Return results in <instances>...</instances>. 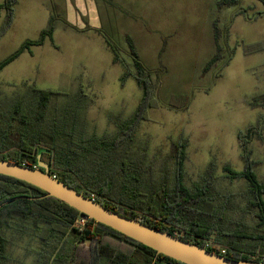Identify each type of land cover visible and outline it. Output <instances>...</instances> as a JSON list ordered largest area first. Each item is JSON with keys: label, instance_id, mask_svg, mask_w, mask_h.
I'll return each mask as SVG.
<instances>
[{"label": "rangeland", "instance_id": "rangeland-1", "mask_svg": "<svg viewBox=\"0 0 264 264\" xmlns=\"http://www.w3.org/2000/svg\"><path fill=\"white\" fill-rule=\"evenodd\" d=\"M44 1L18 0L15 4L13 20L0 35V61L24 40L38 37L47 23V11L41 6ZM115 1L127 9V14L101 2L95 4L101 29L127 63L126 68L112 62L110 50L96 36L56 30L52 40L59 50L47 40L0 70V107L7 110L11 102L27 99L33 85L51 89L56 93L46 109L48 121L65 124L74 142H86L92 134H114L132 117L142 97L132 74L121 80L125 70L134 71L123 37L128 33L155 81L151 101L134 128L129 148L131 154L143 160L146 182L154 187L163 181L168 186L173 184L172 142L182 138L186 141L185 186L192 188L200 183L212 163L216 200L220 198L217 202L224 203V196L230 198L225 226L233 228L243 222L246 232H254L257 219L252 212H243L248 182L244 178L228 180L223 166L242 170L238 133L264 114V5L260 0H240L218 9V0ZM5 18L1 9L0 30ZM214 20L221 31L224 58L201 74L214 52ZM247 148L255 160L253 169L264 183V127L260 136L250 139ZM40 160L46 161L47 157L40 155ZM4 233L8 259L0 264H40L42 260L64 264L53 261L52 256L57 245L66 248L70 239L43 243L31 230L19 235L5 228Z\"/></svg>", "mask_w": 264, "mask_h": 264}, {"label": "trees", "instance_id": "trees-1", "mask_svg": "<svg viewBox=\"0 0 264 264\" xmlns=\"http://www.w3.org/2000/svg\"><path fill=\"white\" fill-rule=\"evenodd\" d=\"M17 1L3 0L0 3V10L6 13L0 35L11 24ZM239 1L218 0L216 7H228ZM260 1L264 5V0ZM55 23L51 15L37 38L24 40L0 61V70L22 52L30 51L32 46L41 45L46 39L52 40ZM212 32L214 52L202 66L201 74L224 58L219 42L221 31L216 20L212 22ZM125 42L134 71L125 70L121 80L132 74L142 89L137 108L125 125L121 124L112 135L92 134L86 142H74L65 124L59 126V123L48 121L46 109L56 92L33 85L27 99L11 102L7 110L0 107V159L36 167L37 155L46 156L44 162L48 164L49 174L106 208L227 258L264 263V183L253 169L255 160L247 148L251 138L260 136L264 114L244 132L238 133L244 162L242 170H235L228 164L223 166L224 177L228 180L244 178L248 182L243 193L246 200L243 212H252L257 219V225L253 227L255 231L248 233L243 222L236 223L233 228L225 226L230 198L224 196V203L217 202L220 198L216 200L218 193L212 163L206 167L200 183L192 188L185 186L184 139L172 142L175 158L173 184L168 186L163 181L154 187L146 182L144 162L131 154L129 148L134 128L144 116L146 104L151 101L155 81L129 35H125ZM106 43L112 52V61L126 68L127 63L119 57L116 47L108 39ZM164 47L165 41L160 53ZM228 59L222 64L225 65ZM13 197L18 198L0 206V262L8 259L4 229L11 228L19 235L31 230L43 243L50 240L62 243L70 239L66 248L57 245L52 256L53 261L64 264H151L152 261L154 264H184L94 219L87 218L83 225H77L82 214L75 208L30 183L0 174V203ZM39 263L47 262L42 260Z\"/></svg>", "mask_w": 264, "mask_h": 264}, {"label": "water", "instance_id": "water-1", "mask_svg": "<svg viewBox=\"0 0 264 264\" xmlns=\"http://www.w3.org/2000/svg\"><path fill=\"white\" fill-rule=\"evenodd\" d=\"M0 174L30 183L47 195L78 210L83 216L103 223L120 233L154 249L157 253L183 262L184 264H264L251 260H235L187 242L167 231L151 227L137 219L129 218L104 207L93 198L84 196L73 187L58 180L48 171V164L37 155V166L30 167L5 159H0ZM13 197L0 206L17 199ZM151 264H154L152 261Z\"/></svg>", "mask_w": 264, "mask_h": 264}, {"label": "crops", "instance_id": "crops-1", "mask_svg": "<svg viewBox=\"0 0 264 264\" xmlns=\"http://www.w3.org/2000/svg\"><path fill=\"white\" fill-rule=\"evenodd\" d=\"M95 1L101 2L107 8H111L113 10H117L119 12L127 14V9L121 6L115 0H45L44 2H42L41 6L44 7V9L47 11V22L51 15L56 21L55 28L52 33V38L56 30L72 33L74 35L86 36L88 38L96 36L103 44V46H106V48L110 50L109 46L106 43V39H108L111 43L112 41L101 29L99 11L97 10ZM130 17L133 18V16ZM125 35L130 36V34L125 33L123 36L124 39ZM47 40L50 39H46L45 42ZM50 41L52 48H54L55 50H59V45L54 43L53 40ZM43 44L37 46H42ZM37 46H32L30 48V51L24 52L31 53L34 47Z\"/></svg>", "mask_w": 264, "mask_h": 264}, {"label": "built area", "instance_id": "built-area-1", "mask_svg": "<svg viewBox=\"0 0 264 264\" xmlns=\"http://www.w3.org/2000/svg\"><path fill=\"white\" fill-rule=\"evenodd\" d=\"M87 218L88 217H86V216H80L78 219H77V225H83L84 223H85V221L87 220ZM222 251H224L223 249H222Z\"/></svg>", "mask_w": 264, "mask_h": 264}]
</instances>
